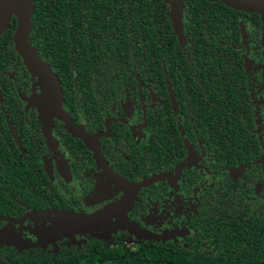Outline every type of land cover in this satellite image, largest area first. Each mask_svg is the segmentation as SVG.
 Listing matches in <instances>:
<instances>
[{
    "label": "trees",
    "instance_id": "16d2710c",
    "mask_svg": "<svg viewBox=\"0 0 264 264\" xmlns=\"http://www.w3.org/2000/svg\"><path fill=\"white\" fill-rule=\"evenodd\" d=\"M167 1L172 0H34L29 43L58 78L63 110L70 106L97 119L99 108L107 111L126 94H145L150 86L164 100L153 115L158 131L172 99L180 113L190 109L196 124L211 125L217 171L227 176L226 169L244 167L242 177L215 187L232 201L218 203L228 213L225 224H192L196 233L177 243L129 246L120 239L109 247L91 239L57 251L4 243L12 224L3 223L18 220L25 208L54 203L40 161L26 146L30 130L39 134V123L35 108L27 114L21 99L33 88L14 49L12 18L0 36V264H264V200L255 194L264 176V113L260 135L250 86L251 71L263 65L260 16L219 0H181L186 38L181 46ZM200 92L207 118L192 111ZM170 120L171 134L179 139L175 117ZM55 127L62 132L59 123ZM162 134L161 129L159 146ZM186 173V181L194 180Z\"/></svg>",
    "mask_w": 264,
    "mask_h": 264
},
{
    "label": "flooded vegetation",
    "instance_id": "af4514ba",
    "mask_svg": "<svg viewBox=\"0 0 264 264\" xmlns=\"http://www.w3.org/2000/svg\"><path fill=\"white\" fill-rule=\"evenodd\" d=\"M262 71L254 70L250 74L253 92L251 105L254 107L256 131L260 135L264 113ZM31 82L33 83L30 77ZM145 88V94L138 92L132 97L126 94L119 100L118 105L107 111L99 108L97 119L86 117L83 111H74L70 106H66L64 111L73 115V125L88 134L90 147L66 132L57 120H53L48 128L47 138L41 115L37 110V119V112L33 109L39 123V134L36 136L30 130L28 135L31 140L26 146L35 152L40 161L43 176L47 180L46 191L52 196L54 203H49L47 208H25L18 220L3 223L12 224L9 234L3 237L4 243L16 247L28 243L42 248L54 246L57 251L63 246L81 247L87 241L97 239L109 246V241L90 234V231L85 234L84 231L75 233L70 228L62 231L63 224L82 221L89 223L90 220L97 223L101 220L97 216L104 212H108L109 221L124 224L119 223V230L111 235L115 243L113 246H116L120 239L129 246L149 240L137 236V231H143V236H167L168 241L154 242L177 243L196 233L192 224H225L223 219L228 217V213L218 210V203L232 201L215 187L220 186L223 180L236 181L242 177L244 167L233 166L226 169L227 176L221 174V170L217 171V153L214 147L218 141L214 137L216 134L207 131L211 125L196 124L190 109L184 108V114L180 113L179 104L174 99L169 100L167 115L161 118L159 129L163 131V142L159 146L160 130L158 131V126L155 125L153 115L164 106V100L150 86ZM200 94L193 103L192 111L194 115L195 112H204L203 116L207 118L208 111L202 108ZM28 95H31V92ZM209 113H212V110ZM173 116L180 133L179 139L171 134L173 126L170 119ZM199 120L201 121V116ZM55 123H59L62 132L55 127ZM90 125L92 127H89ZM183 163L189 165L179 170L176 187H172L168 179L160 178L174 174ZM237 167H242V172L232 176L229 169ZM186 172L194 174V180L186 181ZM67 175L70 176L68 181ZM154 178H157L156 181H152ZM111 180L114 184H110ZM119 181L121 184H117ZM125 181L130 187L126 186ZM260 181V184L256 185L255 194L264 200V176ZM142 182L149 183L136 191L131 188ZM122 183L126 188H123ZM103 184H110L109 189L115 188L118 194L110 200L101 199L94 202L92 197ZM126 196L130 201L126 206H121ZM116 204L117 212L114 211ZM38 214L52 215L51 224L34 225L30 228L31 218L28 216ZM76 218L79 221H75ZM109 221L106 218L99 223L103 225L99 227L102 233H105L103 228L110 224ZM178 231L180 235L176 237ZM45 243L46 245H43Z\"/></svg>",
    "mask_w": 264,
    "mask_h": 264
},
{
    "label": "water",
    "instance_id": "95a60500",
    "mask_svg": "<svg viewBox=\"0 0 264 264\" xmlns=\"http://www.w3.org/2000/svg\"><path fill=\"white\" fill-rule=\"evenodd\" d=\"M219 1L233 10L260 16L261 47L263 49V65L260 66V69H264V0ZM168 3L169 18L172 28L179 44L185 46L186 38L183 30V2L181 0H172ZM33 9L34 0H0V36L8 28L11 19L14 18L16 21V29L13 34L14 49L21 57L23 65L31 77V81L36 78V85L39 87L41 93V98L38 100H34L32 95L21 97V99L26 103V109L35 108L38 110L41 118H45V120L51 122V124L53 120L59 121L66 132L89 146L88 134L76 128L68 114L62 109L63 95L58 78L52 73L49 66L37 57L36 48L32 47L29 43L28 38L32 30L31 17ZM241 32L242 35H244L242 29ZM242 170V167L232 168L229 169V173L232 176H237ZM149 182H142L136 186H131V188L136 191L141 187H146ZM125 184L127 187H130L126 181ZM122 186L126 188L123 183ZM73 225L74 224H63L62 231H67L68 228L72 229ZM78 225L80 226L82 224Z\"/></svg>",
    "mask_w": 264,
    "mask_h": 264
},
{
    "label": "rangeland",
    "instance_id": "374dc122",
    "mask_svg": "<svg viewBox=\"0 0 264 264\" xmlns=\"http://www.w3.org/2000/svg\"><path fill=\"white\" fill-rule=\"evenodd\" d=\"M243 30V33L245 34V31H246V26H243L242 28ZM264 70V69H262ZM36 78L33 79V90L31 92V95L33 96V99L34 100H38L41 98V93H40V90H39V87L36 85ZM262 83H263V96H264V71H262ZM42 124H43V127L45 128L44 129V132L45 134L47 135L48 133V128L51 127V122L45 120V118H42ZM47 130V131H46ZM47 138H49V135L46 136ZM49 140V139H48ZM50 141V140H49ZM186 165H189L188 163H183L182 165H180L174 172V174H167L165 176H162L160 177L161 179H168L170 185L172 187H176V182H177V176H178V172L181 168H183L184 166ZM70 179V176L67 175V181ZM157 178L153 179L152 181H156ZM110 184H114L113 183V180H111ZM108 184V185H110ZM117 184H121V182H117ZM108 185L106 184H103L101 189H99L92 197L93 201L94 202H99V200H110L113 196L117 195V191L115 188H111L109 189ZM105 194V195H104ZM130 199L127 198V196L125 197V201L122 203L121 206H126L128 203H129ZM115 204V203H114ZM113 204V205H114ZM118 204H116V209L114 207V211L117 212L118 210V207H117ZM29 218H31V224H30V228L33 227L34 225H39L41 226L44 225V226H49L52 222V215L50 214H38V215H29L28 216ZM100 218L101 220L97 221V223H93V220H90L89 223H85V222H80V223H77L75 222L74 225L72 226V230L75 232V233H78L80 231H84V234L86 231H90V234L96 236V237H101L103 239H106L108 242V245L109 247H112L115 243L113 242V239L111 238V235L114 234L115 232H117L119 230V223L120 225H124L122 222H119V223H115L113 221H109L108 219V212H104L100 215L97 216V218ZM96 218V217H95ZM96 218V219H97ZM107 218V221L110 222V224H106V227L103 228L105 229V233H102L101 230L99 229V227L102 225V224H99V223H102L103 220H105ZM94 219V218H93ZM75 221H79L78 218L75 219ZM93 223V224H92ZM78 224H82V225H78ZM103 226V225H102ZM66 229V228H65ZM71 229V228H70ZM68 230V229H67ZM143 231L140 232V231H137L136 232V235L143 238V239H149V240H153V241H168V239L166 238L167 236H164V235H161V234H146L143 236ZM178 235H180V232L178 231V234L176 233V237H178ZM170 240H175V239H170ZM8 243H11L10 241L7 240ZM79 243V242H78ZM43 245H46L43 244Z\"/></svg>",
    "mask_w": 264,
    "mask_h": 264
}]
</instances>
